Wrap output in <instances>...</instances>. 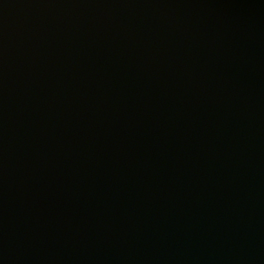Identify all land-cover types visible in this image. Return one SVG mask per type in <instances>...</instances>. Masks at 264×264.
Here are the masks:
<instances>
[{"label":"water","instance_id":"95a60500","mask_svg":"<svg viewBox=\"0 0 264 264\" xmlns=\"http://www.w3.org/2000/svg\"><path fill=\"white\" fill-rule=\"evenodd\" d=\"M0 264H264V0H0Z\"/></svg>","mask_w":264,"mask_h":264}]
</instances>
